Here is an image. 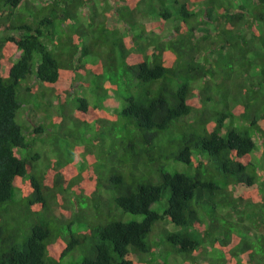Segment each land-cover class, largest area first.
Wrapping results in <instances>:
<instances>
[{
    "label": "trees",
    "instance_id": "1",
    "mask_svg": "<svg viewBox=\"0 0 264 264\" xmlns=\"http://www.w3.org/2000/svg\"><path fill=\"white\" fill-rule=\"evenodd\" d=\"M0 264H264V0H0Z\"/></svg>",
    "mask_w": 264,
    "mask_h": 264
},
{
    "label": "rangeland",
    "instance_id": "2",
    "mask_svg": "<svg viewBox=\"0 0 264 264\" xmlns=\"http://www.w3.org/2000/svg\"><path fill=\"white\" fill-rule=\"evenodd\" d=\"M102 10V7H100L99 8V11H101ZM89 14V11H87V10H85L84 11V14H82V16H80V19L82 20V21H84L85 19H86V16L85 15H88ZM95 23H97V24H99V25H102V23H103V17H102V15L101 14H98V15H96L95 16V21H94ZM33 69H34V67H33ZM109 101V100H108ZM108 101H105L106 103H105V106H106V109H107V111L109 110H112V109H114V107L116 106V104H118V103H115V101L114 102H112V103H110V101H109V103L110 104H108ZM118 106V105H117ZM116 106V107H117ZM38 115H40V116H43L44 114H43V112L42 111H39L38 112ZM45 123V122H44ZM81 149V148H80ZM81 153V152H80ZM258 156V154L257 153H254V158H256ZM166 199H167V196L166 197H163V203H165V201H166ZM119 219H121V220H123V221H129V220H132V219H134L135 217L134 216H132V215H130V214H123L122 213V215L120 216V217H118ZM137 220L138 221H141L142 220V217H137ZM174 228V227H173ZM199 261H201L202 262V260H199Z\"/></svg>",
    "mask_w": 264,
    "mask_h": 264
}]
</instances>
